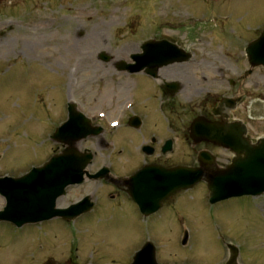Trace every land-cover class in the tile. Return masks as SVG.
<instances>
[{
  "label": "rangeland",
  "instance_id": "374dc122",
  "mask_svg": "<svg viewBox=\"0 0 264 264\" xmlns=\"http://www.w3.org/2000/svg\"><path fill=\"white\" fill-rule=\"evenodd\" d=\"M249 2L253 5L245 9L257 6L260 16L264 17V0ZM173 5L177 8L191 6L188 0H0V32L4 31L0 37V170L9 168L20 173L26 163L38 164L51 152L53 148L45 146L46 143L42 145L43 135L37 133L40 125L50 124L53 117L65 111L67 75L73 73L71 79L67 77L70 90L75 83L87 82L95 70H98L97 75L103 74L100 62L93 63L95 66L82 63L75 71L71 66L72 59L81 56L80 50L111 46L112 52L123 55L120 49L127 47L126 41L140 38L160 17L161 7ZM76 14L79 16L75 18ZM46 25L45 30L34 31L35 27ZM82 31L84 38L74 41L75 33L78 35ZM151 34L150 31L148 35ZM71 41L75 47L67 50ZM131 79L138 80L135 76ZM94 84L90 85L91 89ZM260 93L264 94V91ZM105 95L104 91H97L92 96L97 98L96 103L90 101L86 104L101 108L106 102ZM256 122L251 123L253 136L264 132V119ZM32 126L37 127L36 134L31 131ZM119 138L115 156H111L107 164L112 166V172L125 173L140 160L137 147L143 137L138 132L124 129L122 138ZM81 148L93 149V144L85 140ZM182 151L187 157L188 151L181 149L180 153ZM217 152L224 154L223 150ZM110 153L106 150L104 156L97 155L95 165L90 166L89 171L106 162ZM171 157L169 155L167 160ZM100 189L102 193L105 188ZM204 191L203 186H198L177 195L178 215L184 220L190 218L187 226L190 238L186 247L180 246V258L189 257L195 264H225L223 239H227L239 247V263L264 264V195L257 199L249 196L232 198L209 208ZM110 206L111 201L100 199L95 211L70 226L58 220L21 228L0 223V264H33V260H36L35 264H46L52 252L60 253V257L50 256L55 260L51 264H65L70 244H64L58 238L70 242L74 236L79 245L83 240L99 244L101 253L109 251V245L120 248L112 257L117 262L109 260L105 264H123L124 256L130 250L128 245L139 244L136 237L142 235L145 225L128 203L121 202L120 207L115 203L112 208ZM160 225L155 228L157 235L167 228L166 225L158 230ZM124 237L128 238L127 241L123 240ZM55 239L59 240L60 246L50 250L49 243ZM167 251L165 247L163 252Z\"/></svg>",
  "mask_w": 264,
  "mask_h": 264
},
{
  "label": "flooded vegetation",
  "instance_id": "af4514ba",
  "mask_svg": "<svg viewBox=\"0 0 264 264\" xmlns=\"http://www.w3.org/2000/svg\"><path fill=\"white\" fill-rule=\"evenodd\" d=\"M188 1L189 7H171L170 21L161 17L157 22L154 35L157 60L146 64L148 68L156 66V69L150 74L146 68L123 73L120 80L123 85L113 80L107 88L113 94L112 102L103 110V118L91 120L92 130L97 129L98 133L86 139L93 148L116 150L121 140L119 136L122 138L125 129L143 137L137 150L144 149L165 166L180 163V148L194 151L195 154L188 153L192 161L198 150L209 149L215 151L218 162H228L232 154L219 153L218 158L216 152L228 149L212 143H197L190 137L189 126L195 117L205 118L217 127L230 126L233 131H239L245 124L252 140L259 137L250 134L252 121H259L253 108L264 105V94L260 93L264 91V66L251 65L245 56V48L264 32V17L260 16L257 6L245 9L253 5L249 2L252 0ZM127 64L136 65L131 61ZM109 65L112 70L115 63ZM132 76L138 80H132ZM121 86L129 94L126 101L133 103L129 111L120 112V102H114ZM98 89L103 90L104 86L98 85ZM87 111L94 113L91 109ZM98 111L102 112V109ZM116 118L120 120V126L109 129L106 123ZM169 155L172 157L167 160ZM91 182L82 185L94 187ZM83 191L86 190L76 191L72 197H78ZM84 195L93 203L88 213L97 209L100 199L106 198L111 201L110 208L114 203L117 207L121 202L128 203L135 216L141 219L137 207L120 189ZM62 199L65 201L63 206L75 201L71 192ZM176 207L168 202L167 216H171Z\"/></svg>",
  "mask_w": 264,
  "mask_h": 264
},
{
  "label": "water",
  "instance_id": "95a60500",
  "mask_svg": "<svg viewBox=\"0 0 264 264\" xmlns=\"http://www.w3.org/2000/svg\"><path fill=\"white\" fill-rule=\"evenodd\" d=\"M194 125L197 126L195 130H192L194 134L205 135L209 132L202 120L193 122L191 128ZM75 140L77 139L68 138L66 140L69 144L68 148L60 154L51 157L47 163L34 170L31 174L18 180L0 179V193L8 200V206L2 212L3 214L0 213V219L11 221L18 226L29 222L31 212L28 200L33 191H36V194L32 195V201L35 204L39 203V199H41L39 197H43L42 199L47 201H53L66 185L76 183L81 178L86 162L80 163L79 154L73 147ZM235 152L244 154L242 160H235L228 170V173L236 177L235 180L230 181L226 177V172H218L219 175L215 173L217 175L214 178L208 179L209 184L212 183L209 189L213 197L217 198L221 191H225L226 188L229 190L230 187H233L234 190L237 189L238 194L254 193L256 185L264 182V141L258 146H247ZM65 157L68 159L67 162H64ZM72 157L77 160L73 161ZM205 157L209 159L208 155H205ZM238 157L241 158L242 156ZM199 163L200 167L196 168L184 166L170 170L154 168L151 170L145 169L141 174L152 172L157 174L155 177L157 186L168 184L174 186L175 190H181L191 187L203 178L205 175L203 163L201 160ZM21 200L23 201L19 205ZM36 213L38 214L39 211L36 210ZM235 256L236 251L232 250L227 264H235Z\"/></svg>",
  "mask_w": 264,
  "mask_h": 264
},
{
  "label": "bare ground",
  "instance_id": "6f19581e",
  "mask_svg": "<svg viewBox=\"0 0 264 264\" xmlns=\"http://www.w3.org/2000/svg\"><path fill=\"white\" fill-rule=\"evenodd\" d=\"M74 45V43H72ZM73 45H70L67 50L73 49Z\"/></svg>",
  "mask_w": 264,
  "mask_h": 264
}]
</instances>
